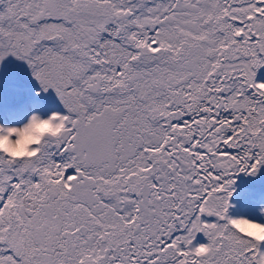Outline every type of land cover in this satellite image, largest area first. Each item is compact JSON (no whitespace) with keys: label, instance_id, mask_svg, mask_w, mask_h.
I'll return each instance as SVG.
<instances>
[{"label":"snow or ice","instance_id":"obj_1","mask_svg":"<svg viewBox=\"0 0 264 264\" xmlns=\"http://www.w3.org/2000/svg\"><path fill=\"white\" fill-rule=\"evenodd\" d=\"M261 68L264 0H0V264H264Z\"/></svg>","mask_w":264,"mask_h":264},{"label":"clouds","instance_id":"obj_2","mask_svg":"<svg viewBox=\"0 0 264 264\" xmlns=\"http://www.w3.org/2000/svg\"><path fill=\"white\" fill-rule=\"evenodd\" d=\"M26 142L25 141H22L21 143L17 144L16 146L12 147L11 150L16 152V153H19L22 151V148H23V144Z\"/></svg>","mask_w":264,"mask_h":264},{"label":"rangeland","instance_id":"obj_3","mask_svg":"<svg viewBox=\"0 0 264 264\" xmlns=\"http://www.w3.org/2000/svg\"><path fill=\"white\" fill-rule=\"evenodd\" d=\"M258 79H261V80H264V68H261L259 71H258V76H257Z\"/></svg>","mask_w":264,"mask_h":264}]
</instances>
